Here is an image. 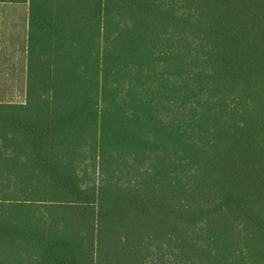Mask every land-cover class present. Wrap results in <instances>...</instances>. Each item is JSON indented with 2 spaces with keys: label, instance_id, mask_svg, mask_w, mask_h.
Returning <instances> with one entry per match:
<instances>
[{
  "label": "trees",
  "instance_id": "trees-1",
  "mask_svg": "<svg viewBox=\"0 0 264 264\" xmlns=\"http://www.w3.org/2000/svg\"><path fill=\"white\" fill-rule=\"evenodd\" d=\"M27 5L0 264H264V0Z\"/></svg>",
  "mask_w": 264,
  "mask_h": 264
},
{
  "label": "crops",
  "instance_id": "crops-1",
  "mask_svg": "<svg viewBox=\"0 0 264 264\" xmlns=\"http://www.w3.org/2000/svg\"><path fill=\"white\" fill-rule=\"evenodd\" d=\"M27 13V0H0V86L25 87Z\"/></svg>",
  "mask_w": 264,
  "mask_h": 264
},
{
  "label": "rangeland",
  "instance_id": "rangeland-1",
  "mask_svg": "<svg viewBox=\"0 0 264 264\" xmlns=\"http://www.w3.org/2000/svg\"><path fill=\"white\" fill-rule=\"evenodd\" d=\"M24 88L20 86H0V99L9 100V102H22L25 98Z\"/></svg>",
  "mask_w": 264,
  "mask_h": 264
}]
</instances>
